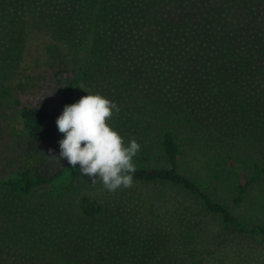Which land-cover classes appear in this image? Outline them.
<instances>
[{"label": "trees", "instance_id": "16d2710c", "mask_svg": "<svg viewBox=\"0 0 264 264\" xmlns=\"http://www.w3.org/2000/svg\"><path fill=\"white\" fill-rule=\"evenodd\" d=\"M0 17L11 31L45 36L77 69L49 108L19 109L29 141L58 154L63 107L80 90L114 97L125 102L110 126L140 145L134 182L169 184L188 196L166 234L137 230L154 247L155 264H204L214 254L200 247L201 217L264 242V0H0ZM185 154L201 164L202 183L182 173ZM64 162L42 175L9 172L0 158V188L21 196L71 190L80 172ZM71 208L81 221L115 213L89 194ZM109 256L52 248L28 264H110Z\"/></svg>", "mask_w": 264, "mask_h": 264}, {"label": "rangeland", "instance_id": "374dc122", "mask_svg": "<svg viewBox=\"0 0 264 264\" xmlns=\"http://www.w3.org/2000/svg\"><path fill=\"white\" fill-rule=\"evenodd\" d=\"M48 41L43 35L11 31L0 17V158L9 164V172L30 169L52 175L65 166L63 159L57 162L50 158L49 150L58 156L52 149L29 141L19 124L21 107L49 108L77 70ZM85 93L80 90L75 102ZM106 98L120 109L111 119L116 121L125 101ZM181 171L203 182V168L193 156L185 154ZM78 194L109 202L115 213L81 221L71 208ZM188 199L185 193L165 183L134 182L130 188L109 193L100 183L93 185L81 174L73 189L57 193L43 189L21 196L0 188V264H28L47 249L62 252L81 246L87 254L93 249L106 250L110 264H155L154 247H149L137 230L151 228L166 234L174 207ZM225 203L236 214H242L229 201ZM201 218L204 237L200 247L214 250L204 264H264L263 241L248 242L228 234L218 220ZM65 260L66 264H74L73 258Z\"/></svg>", "mask_w": 264, "mask_h": 264}, {"label": "clouds", "instance_id": "9594fccd", "mask_svg": "<svg viewBox=\"0 0 264 264\" xmlns=\"http://www.w3.org/2000/svg\"><path fill=\"white\" fill-rule=\"evenodd\" d=\"M120 109L116 103L100 94L81 96L66 104L56 118L57 131L63 135L58 141V156L49 150L51 159L67 160L91 184L100 183L109 193L132 187L136 171L134 158L140 151L135 139L127 142L108 123Z\"/></svg>", "mask_w": 264, "mask_h": 264}]
</instances>
